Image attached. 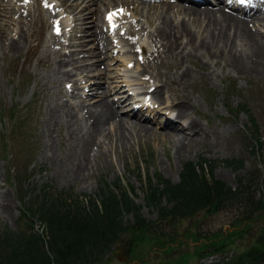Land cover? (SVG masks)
Segmentation results:
<instances>
[{
	"label": "rangeland",
	"instance_id": "obj_1",
	"mask_svg": "<svg viewBox=\"0 0 264 264\" xmlns=\"http://www.w3.org/2000/svg\"><path fill=\"white\" fill-rule=\"evenodd\" d=\"M71 1L0 0V40H4L3 47H0V232L4 229L16 231L25 228V220L20 214L22 210L20 195L24 196L25 201L34 197V193L29 195L26 189L34 191L33 188L48 183L56 191L72 192L83 197L95 194L100 183H117L133 186L135 195L131 196L136 204L141 206L140 214L149 224H146L145 234L130 227L113 245L112 252L99 264H212L242 254L256 243L261 233H264V208L255 211L252 218L244 219L242 207L234 204L223 210L207 207L189 217H167L159 220L157 209L145 206L141 186L145 176L150 175L154 179L155 174L176 183L179 181L184 162H196L200 158H205L214 161V178L225 182L231 188L237 187L239 179L252 182L254 187L257 183L259 189L255 192L256 198L264 201V190H261L264 155L259 148L252 146L254 143L252 135L256 132L249 121V115H252L256 120L260 139L264 142V76L236 73L233 68L224 65L223 59L215 61L216 59L210 58L209 55H205L207 60L205 57L201 60L192 58L186 62L176 59L174 54L169 55L165 49L162 52L160 43H156L150 35L152 30L164 17L172 16V20L175 17L173 22L180 21L182 17V14L178 13L161 12L165 7H170L168 4H156L164 0L100 2L99 19L96 21L98 27L95 28L93 22L91 25L90 22L86 23L88 32L95 28L97 39L89 33L83 37V32L79 31L77 28L79 26L73 19L75 11L70 10L73 9ZM165 3L193 5L184 4L182 1ZM152 4L153 9L150 10ZM91 6L93 7L88 5V8ZM220 6L227 9L223 5ZM108 10L120 11L126 16L120 20L121 23L118 21L122 30L118 31L117 35L115 32L118 26L113 30L117 37L115 40L120 41L117 42L118 46L111 33L99 32L102 28L106 29L104 17ZM263 13L264 10L253 12L254 16ZM262 17L260 23H249V27L254 31L258 29V33L264 36V16ZM187 20L186 17L188 27H193L191 29L195 33L198 32L196 23ZM61 21L62 26L60 24L57 31L55 25ZM89 36L92 39L88 40ZM13 38L20 43V53H12L6 49L5 44ZM136 40L144 45V48L139 50L135 47ZM103 41H107L106 45ZM81 42L86 43L84 49L79 45ZM90 47H93L91 51H94L95 55L85 56L89 54ZM71 50L75 52L70 57L71 60L76 57L88 58L85 61V64H88L87 70L77 69L75 67L78 66L77 63L73 65L67 62V55ZM160 55H165L166 58H161ZM59 56L65 60L60 67V73L73 68L71 76L62 80L61 84L56 83V74H51L50 65L47 64ZM93 61L94 64L90 65L89 63ZM182 70H185L184 74L180 72ZM172 73L176 81L185 83L176 86L171 80ZM91 80L100 83L99 88L97 86L94 91L99 94L98 97L89 94V90L83 91V86ZM150 83L152 85L147 91H152L155 86L156 89H160L162 97L158 100L160 104L154 103V99L148 96L150 107L158 105L155 111L159 112L154 113V110L150 112L152 126L149 129H143L127 119V138H122L121 141L114 136L110 124H106L108 128L106 131L111 133L110 138L100 134L95 139L87 138L82 134L84 131L73 129L72 121L68 126L63 122L47 126L46 121L53 113L57 117L60 116L58 118L63 121L64 115L60 112L65 114L68 111L67 114L71 112L80 117L86 111V106L100 97H103L102 100L112 101L116 107L117 99L121 95L128 94L133 98L136 93L132 92L133 87L137 88L136 91L144 92ZM174 98L179 99L181 105L186 107L185 111L192 115L191 118H195L208 130V137L188 136V140L177 147L175 137L169 136V133L160 128L161 122L165 119L164 114H168V111L162 112L163 108L173 102ZM137 99L141 97L134 96L132 102L126 101L118 107L119 113L127 112L136 104ZM143 109L144 113L148 114V108ZM233 159L242 161V164L236 166L226 163V160ZM81 162L83 165L78 167ZM24 167L27 168V173L30 172L27 178L23 173ZM19 172L20 178L16 177ZM139 172L142 181L138 179ZM160 207L168 209L171 204L163 199ZM123 222L126 225H135L131 213L124 214ZM33 224L35 230H42L39 221ZM148 238L149 243H146ZM224 242V251H215L217 246H224Z\"/></svg>",
	"mask_w": 264,
	"mask_h": 264
},
{
	"label": "trees",
	"instance_id": "obj_2",
	"mask_svg": "<svg viewBox=\"0 0 264 264\" xmlns=\"http://www.w3.org/2000/svg\"><path fill=\"white\" fill-rule=\"evenodd\" d=\"M249 121L256 132L252 135V146L259 148L264 155V142L257 131L256 120L249 115ZM226 163L238 166L242 161L233 159L226 160ZM213 168L214 161L200 158L196 162L183 163L176 183L159 174H155L154 179L150 175L145 176L141 186L145 206L157 209L159 220L189 217L207 207L223 210L234 204L242 207L244 219L252 218L255 211L264 208V201L256 198L255 194L259 184L254 187L252 182L239 179L237 187L231 188L213 177ZM23 169L27 178L30 172H26V167ZM20 175L19 172L16 177L20 178ZM137 176L142 181L140 172ZM261 186L264 190V176ZM33 190L26 189L28 194L34 193L31 200L25 201L20 195V214L25 220V228L0 232V264H99L112 252L113 245L125 231L133 227L134 231L138 229L145 234L146 224H149L140 214L141 206L131 196L135 195L132 185L100 183L95 194L83 197L72 192L56 191L48 183ZM163 199L171 204L170 208L160 207ZM129 213L135 225L124 224L123 216ZM36 221L42 224L41 231L34 229L33 222ZM216 248L217 252L224 251L225 242L224 246ZM262 263L264 233L242 254L212 264Z\"/></svg>",
	"mask_w": 264,
	"mask_h": 264
},
{
	"label": "bare ground",
	"instance_id": "obj_3",
	"mask_svg": "<svg viewBox=\"0 0 264 264\" xmlns=\"http://www.w3.org/2000/svg\"><path fill=\"white\" fill-rule=\"evenodd\" d=\"M71 1V0H70ZM208 1V0H203ZM210 1V0H209ZM100 2L104 3V0H88V2H84V0H72L70 5L73 7L72 10L73 12L75 11V18L73 17L74 21L77 23V28H79V31L83 32V37L86 33H89V35H92L93 38H98V34L96 33L95 28L98 27L96 22L99 18V13H100ZM125 2V1H124ZM134 2V1H133ZM137 2V1H136ZM135 2V3H136ZM211 2H215L214 0H211ZM82 3V4H80ZM84 3V4H83ZM134 3V5H136ZM141 3V2H139ZM145 2H143L144 4ZM218 3V2H216ZM80 4V5H79ZM147 4V3H145ZM158 5L160 4H168L170 7H165L164 10H161V12H165L166 14H171L173 13H178L182 14L181 20L178 22H173L170 16L162 18L157 24L156 28L152 30L153 32L150 34L152 35L151 37L156 43H160V48L163 51H165L169 55L175 56L176 59L180 61H188V59L196 58L197 60L203 59L205 55H209L210 58L216 59L215 61H219V59H223L225 61L224 65H227L230 68H233V70L239 73H250V74H255L256 76H264V36H261L258 32V29H256L257 26H255V31L252 29V27H249V23H255L258 22L260 23L261 20H263L264 13L263 15H255L253 13H243V12H235L231 13L230 11H226L222 6H217L213 7L212 6H200V5H190V6H184L176 3L175 5L171 3H156ZM79 5V6H78ZM88 5H93V7H89ZM120 6V5H119ZM118 6V7H119ZM174 6V8H172ZM135 7V6H134ZM137 7V6H136ZM158 7V6H157ZM143 8V7H142ZM176 8V10H175ZM252 9V7H250ZM250 8H243L245 10L250 11ZM149 9H153V4L149 7ZM174 9V10H173ZM124 10V9H122ZM160 10V9H159ZM242 11V9H239ZM68 11V10H67ZM109 11V10H108ZM140 11V10H139ZM256 11V10H255ZM263 11V10H262ZM50 12V11H49ZM114 13L112 15V23H108V26H114L115 22L118 21L121 23V19L125 18L123 14H118L119 12H109L106 17L109 19V14ZM153 13V12H152ZM54 14V13H53ZM126 14V13H125ZM150 14V13H149ZM118 15V16H117ZM156 15V14H155ZM176 15V14H173ZM94 17V18H92ZM129 17V15H128ZM156 17V16H155ZM186 17L188 20H191L196 23L197 30L198 32H194L191 28L193 27H188L186 23ZM9 18V17H8ZM62 17H60L61 19ZM18 19V18H17ZM50 19V18H49ZM63 19V18H62ZM93 19V20H92ZM132 19V18H129ZM90 20V21H89ZM152 20V19H151ZM155 20V19H154ZM177 20V19H176ZM187 20V22H188ZM19 21V20H18ZM17 21V22H18ZM21 21V20H20ZM24 21V19H22ZM56 21V20H55ZM60 21V20H59ZM58 21V22H59ZM124 21V20H123ZM126 21V20H125ZM175 21V20H174ZM87 22H90L89 25H91V22H93V25L95 24V28L93 30H88L86 27L88 25L86 24ZM148 22V21H147ZM152 22V21H151ZM154 22V21H153ZM156 22V21H155ZM19 24L22 22H18ZM3 24V23H2ZM14 24V23H13ZM17 24V23H16ZM61 24L62 26V21L61 23L56 24V29H58V26ZM138 24V23H137ZM189 24V23H188ZM192 24V23H190ZM1 25V24H0ZM11 25V24H10ZM24 25V23H22ZM68 25V24H67ZM262 25V24H261ZM264 25V24H263ZM53 26V25H51ZM65 26V25H64ZM63 26V27H64ZM17 27H19L17 25ZM54 27V26H53ZM68 27V26H67ZM74 27V26H73ZM122 28V26H120ZM10 28V27H9ZM21 28V26L19 27ZM66 28V27H65ZM72 28V27H71ZM75 27V29L77 30ZM169 28V29H168ZM201 28V29H200ZM26 29V28H25ZM103 29V28H102ZM100 30L101 34L103 31L106 29ZM1 30V29H0ZM22 30V29H21ZM24 30V29H23ZM22 30V31H23ZM10 31V30H9ZM1 32V31H0ZM18 32V31H17ZM20 32V31H19ZM18 32V33H19ZM107 32L111 33L114 42L117 44V42H120L119 40H115L117 37V30L114 34L113 30H108ZM23 33V32H22ZM14 36V35H12ZM16 36V35H15ZM56 36V35H54ZM100 36V35H99ZM17 39L19 38L16 36ZM25 37V36H24ZM109 37V36H108ZM23 38V37H21ZM26 38V37H25ZM51 38V37H50ZM87 38V37H86ZM85 38V39H86ZM1 39V38H0ZM8 39L10 40L8 43H6V49L9 52L12 53H20V43L19 39ZM57 39V38H56ZM92 39L91 36L88 37V40ZM106 39V38H104ZM109 39V38H108ZM23 40V39H22ZM87 40V39H86ZM103 40V39H102ZM110 40V39H109ZM124 40V39H123ZM56 41V40H55ZM94 41V40H93ZM108 41V40H107ZM107 41H103L104 45H106ZM26 42V41H24ZM100 42V40H99ZM50 43V42H49ZM132 43V42H131ZM4 44V40H0V47ZM53 44V43H52ZM114 44V43H113ZM28 45V44H27ZM59 45V44H57ZM80 47L84 49L86 47L85 42H81ZM91 45V44H90ZM99 45V44H98ZM101 45V44H100ZM108 45V44H107ZM46 46V45H45ZM60 46V45H59ZM65 46V45H64ZM67 46V45H66ZM3 47V46H2ZM135 47H137L139 50L144 48V45L139 44L138 41H135ZM57 48V47H56ZM73 48V47H72ZM5 49V48H4ZM46 49V48H45ZM61 49V46H60ZM81 49V50H82ZM87 49V48H86ZM90 49V50H89ZM87 49L89 54H86L85 56H90V55H95L94 51H91L93 47H90ZM101 49V48H100ZM108 49V48H107ZM134 49V48H133ZM137 49V50H138ZM99 50V49H98ZM160 50V49H159ZM46 51V50H45ZM104 51V50H103ZM120 51V50H119ZM125 51V50H124ZM122 51V52H124ZM48 52V51H47ZM80 52V51H79ZM126 52V51H125ZM124 52V53H125ZM130 52V51H129ZM160 52V53H162ZM65 53V52H64ZM67 53V52H66ZM104 53V52H103ZM102 53V54H103ZM158 53V52H157ZM2 54V53H1ZM4 54V53H3ZM75 54L74 51L71 50L70 53L67 55V62L70 64H78L75 65L77 69L83 68L84 70H87V65L85 64V61L88 60V58L84 59H79L78 57L70 59ZM78 54V52H77ZM130 54V53H129ZM127 54V55H129ZM133 54V52H132ZM130 54V56H133ZM104 55V54H103ZM102 55V56H103ZM166 55V54H165ZM161 56L166 58V56ZM167 55V57L169 56ZM49 56V55H48ZM61 56V55H60ZM58 57L56 59H52L51 62L48 61V65H50V72L51 74H56V79L57 82H60L64 80L65 78L68 79V77L71 76L72 69L68 70H63L62 73H60V67L63 65L65 60H62L61 57ZM63 56V55H62ZM136 57V55H135ZM44 58V57H43ZM93 58V56H92ZM158 58V57H157ZM169 58V57H168ZM209 58V57H208ZM209 58V59H210ZM65 59V58H64ZM131 59V58H130ZM135 59V58H134ZM137 59V58H136ZM206 59V57H205ZM126 60L127 57H126ZM175 60V59H174ZM207 60V59H206ZM122 61V60H121ZM124 61V60H123ZM129 61V60H128ZM172 61V60H171ZM176 61V60H175ZM192 61V60H191ZM214 61V60H213ZM214 61V62H215ZM133 62V60H132ZM165 62V61H164ZM123 63V62H122ZM126 63V62H125ZM170 63V62H169ZM177 63V62H176ZM190 63V62H189ZM200 63V62H199ZM67 64V63H66ZM90 65L94 64V61L89 63ZM136 64V62H135ZM175 63H173L174 65ZM179 64V63H178ZM202 64V63H200ZM72 65V66H73ZM126 65V64H125ZM156 65V64H155ZM158 65V64H157ZM166 65V64H165ZM164 65V66H165ZM185 65V63H184ZM85 66V67H83ZM160 66V65H159ZM94 67V66H93ZM138 67V66H137ZM180 67V66H179ZM184 67V66H183ZM227 67V68H228ZM70 68V67H69ZM159 68V67H158ZM64 69V68H63ZM66 69V68H65ZM62 70V69H61ZM93 70V69H92ZM95 71V70H94ZM125 71V70H124ZM128 71V70H127ZM177 71V70H176ZM167 72V71H166ZM181 73H185V70L180 71ZM50 74V73H49ZM80 74V73H78ZM164 74V73H163ZM86 75V74H85ZM166 75V74H164ZM93 76V75H92ZM100 77L101 75H97ZM173 76V73H172ZM181 76V75H180ZM47 77V76H46ZM178 78V77H177ZM168 79V78H167ZM186 79V78H185ZM171 80L174 81V84L176 86L182 85L184 83L178 82L175 80V76L171 78ZM179 80V79H178ZM68 81V80H66ZM88 81V80H86ZM165 81V80H163ZM48 82V81H47ZM65 83V82H64ZM59 84V85H60ZM74 85V84H73ZM100 83H96L95 81H90L87 85L83 86V91L89 90V94H94L93 96H99V94L94 93L96 87L98 86L99 88ZM146 91L144 92H139L136 91L137 88L133 87L132 90L137 92L135 93L134 96H139L141 97V106L139 107H133L130 108L129 111L125 113H119L118 107L123 105L126 101L127 102H132L131 100L134 98L129 96L128 94H123L117 99V104L116 107L113 105L112 101H106L100 99L96 100L95 102L91 103L89 106H86V111L82 113L80 117H78L76 114L71 113L66 111L65 114L60 112L62 115H64V120H61L60 116H56L55 113L51 114V116L47 119L46 123L47 126H52L54 124H58L59 122H63L68 126L69 122L72 121V127L75 130H80L84 131V133L87 136V138H94L97 135L103 134L105 138H110L109 136L111 135L110 132L106 131L108 128L106 127V124L112 126V130L114 136L119 138L121 141L122 138H127L126 133L128 129L127 125V119L130 120L129 122H133L135 125L141 126L143 129H149L151 128L152 124V117L149 116L153 110L154 113H158L159 111H155L156 107H150L148 106V102H144V98H147V96H151V99L153 100L154 103H159L158 100H160L161 93L160 89H156L157 86L153 88L152 91H147L149 89L148 87H151V83L148 84ZM158 85V84H157ZM166 86V83L164 84ZM163 85V86H164ZM76 86V83H75ZM159 86V85H158ZM164 86V87H165ZM168 86V85H167ZM186 86V85H185ZM54 87V86H53ZM179 89V88H178ZM71 90V89H69ZM174 90V89H173ZM57 91V90H56ZM74 91V90H73ZM72 91V92H73ZM105 93V91H102ZM109 92V91H107ZM71 94V93H70ZM87 94V93H85ZM108 94V93H107ZM106 94V95H107ZM129 94H133L132 92H129ZM183 94V93H182ZM75 95V94H74ZM103 95V94H102ZM84 96V95H83ZM105 96V94H104ZM118 96V94H117ZM90 97V96H89ZM190 98V97H189ZM178 100V101H177ZM50 101V100H49ZM81 101V100H80ZM116 101V99H114ZM173 102L169 103L164 107L162 112L168 111V114H164L165 119L163 122L160 124V128L164 129L165 132L169 133L168 135L171 137H175L176 139V146L180 147L182 146L181 143L184 141L188 140L191 137H208V130L204 128V126H201L200 123L195 119L191 118V114L185 111L186 107L184 105H181V102L179 99L174 98L172 100ZM79 102V101H78ZM49 103V102H48ZM62 103V102H61ZM58 104V103H57ZM77 104V103H76ZM153 104V103H152ZM47 105V104H46ZM45 105V106H46ZM49 105V104H48ZM81 106V104H80ZM84 106V105H83ZM49 107V106H48ZM143 108H148L149 110L148 114L144 113ZM189 108V107H188ZM81 109V108H80ZM83 111V110H82ZM54 112V111H53ZM57 112V111H56ZM73 114V115H72ZM130 114V115H129ZM161 115V113H159ZM123 116H128V117H123ZM160 117V116H159ZM187 122V124H185ZM130 125V124H129ZM150 125V126H149ZM133 126V125H132ZM138 126V127H139ZM137 127V126H136ZM57 128V127H56ZM133 128V127H132ZM153 128V127H152ZM69 129V128H68ZM136 129V128H135ZM142 129V130H143ZM223 130V129H221ZM230 130V129H227ZM51 131V130H50ZM231 131V130H230ZM131 132V131H130ZM142 132V131H141ZM158 132V131H157ZM226 132V131H224ZM135 133V132H134ZM229 133V132H228ZM52 134V133H51ZM81 134V135H82ZM130 134V133H128ZM147 134V133H146ZM125 135V136H124ZM132 135V134H131ZM136 135V134H135ZM167 135V136H168ZM134 136V134H133ZM138 137V136H137ZM86 138V139H87ZM132 138V137H130ZM165 138V137H164ZM85 139V140H86ZM133 139V138H132ZM138 139V138H137ZM168 139V138H167ZM174 139V141H175ZM213 139V138H212ZM110 140V139H109ZM112 140V139H111ZM114 140V139H113ZM98 142V141H97ZM115 142V141H114ZM88 143V142H87ZM117 143V142H116ZM115 143V144H116ZM126 143V142H125ZM129 143V142H128ZM178 143V145H177ZM209 143V142H208ZM106 144V143H105ZM130 144V143H129ZM132 144V143H131ZM174 144V143H173ZM47 145V144H46ZM51 145V144H50ZM92 145V144H91ZM124 145V144H122ZM180 145V146H179ZM194 145V144H193ZM88 146V145H87ZM116 146V145H115ZM220 146V145H219ZM46 147V146H45ZM51 147V146H50ZM113 147V146H112ZM131 147V146H130ZM126 148V147H125ZM186 148V145H185ZM178 149V148H177ZM191 149V148H190ZM85 150V149H84ZM88 150V149H87ZM86 150V151H87ZM97 150V149H96ZM116 150V149H115ZM183 150V149H182ZM85 151V154H86ZM93 151V150H92ZM185 151V150H184ZM206 151V150H205ZM48 152V151H47ZM182 152V151H181ZM80 153V152H79ZM84 154V153H83ZM84 154V155H85ZM98 155V154H97ZM48 156V155H47ZM55 156V155H54ZM93 157V156H92ZM54 160V159H52ZM61 160V159H60ZM70 161V160H69ZM56 163V162H55ZM82 163V162H81ZM62 163H60L61 165ZM67 164V163H66ZM82 164L78 165V167L82 166ZM89 165V164H88ZM59 166V165H58ZM64 166V165H63ZM56 167V166H55ZM85 167V166H84ZM91 167V166H89ZM87 168V167H86ZM69 169V168H68ZM88 169V168H87ZM86 169V170H87ZM56 171V170H55ZM58 171V170H57ZM62 171V170H61ZM83 171V170H82ZM60 172V171H59ZM60 174V173H59ZM84 174V173H82ZM64 175V174H63ZM68 175V174H67ZM84 176V175H83ZM64 177V176H63ZM62 177V178H63ZM68 177V176H67ZM6 196V195H5ZM4 199V198H3ZM1 200V199H0Z\"/></svg>",
	"mask_w": 264,
	"mask_h": 264
},
{
	"label": "snow or ice",
	"instance_id": "obj_4",
	"mask_svg": "<svg viewBox=\"0 0 264 264\" xmlns=\"http://www.w3.org/2000/svg\"><path fill=\"white\" fill-rule=\"evenodd\" d=\"M121 11H122V10H121ZM112 15H114V13H110V14H109V19H111ZM57 31H58V29H57Z\"/></svg>",
	"mask_w": 264,
	"mask_h": 264
}]
</instances>
